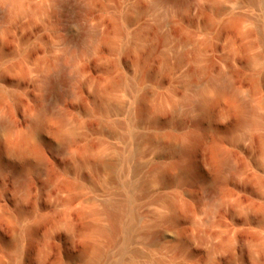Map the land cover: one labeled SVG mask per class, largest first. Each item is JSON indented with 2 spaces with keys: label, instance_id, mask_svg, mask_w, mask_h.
I'll list each match as a JSON object with an SVG mask.
<instances>
[{
  "label": "rangeland",
  "instance_id": "1",
  "mask_svg": "<svg viewBox=\"0 0 264 264\" xmlns=\"http://www.w3.org/2000/svg\"><path fill=\"white\" fill-rule=\"evenodd\" d=\"M0 8V264H264V0Z\"/></svg>",
  "mask_w": 264,
  "mask_h": 264
},
{
  "label": "bare ground",
  "instance_id": "2",
  "mask_svg": "<svg viewBox=\"0 0 264 264\" xmlns=\"http://www.w3.org/2000/svg\"><path fill=\"white\" fill-rule=\"evenodd\" d=\"M160 1L161 0H155V2H160ZM190 1H192V0H190ZM0 3L5 4L6 6H9L11 8L12 12H20L23 10V0H0ZM5 18H6V12L2 8H0V21L4 20ZM51 83H52V86L58 85L57 81H55V80L52 81ZM229 87H230V85L225 81L221 85V88H223V89H228ZM192 105L194 108L202 109L203 101H202V99L199 98V99L195 100ZM142 111H143V107H140L138 109V112L141 114ZM57 114L61 115L62 113H61V111H58ZM25 124L27 127V134H26L25 138L27 136L35 135L37 133L38 129L42 126L41 114L37 112L34 115L27 116V118L25 120ZM11 127H12V124L7 117L0 118V132L5 134V133L9 132ZM60 139H61V144L57 148V151L61 153L66 148L67 140L63 137ZM173 167L174 166H172V168ZM177 169L179 171H181L182 173H188V174L191 173L192 174V172H193L192 167H190V166H184L182 168H177ZM216 190H217V188H216ZM125 231H127V233H128V229H126Z\"/></svg>",
  "mask_w": 264,
  "mask_h": 264
}]
</instances>
